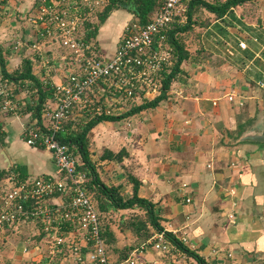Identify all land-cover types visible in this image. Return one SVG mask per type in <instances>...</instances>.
I'll list each match as a JSON object with an SVG mask.
<instances>
[{"label":"crops","instance_id":"0c3cea01","mask_svg":"<svg viewBox=\"0 0 264 264\" xmlns=\"http://www.w3.org/2000/svg\"><path fill=\"white\" fill-rule=\"evenodd\" d=\"M33 4L34 0H8L0 10V47L7 54V69L18 66L24 55H33L29 47L18 43L33 40V25L14 10L15 6L26 10ZM204 11L209 23L203 26L201 36L203 56L196 54L198 45L188 47L190 32L185 33L189 61L182 64L184 73L173 81L175 87L171 85L168 97L155 107L97 122L88 133V148L101 179L120 185L124 197L131 193L127 176L137 177L138 194L156 204L164 229H177L178 237L184 234V242L204 259V264H240L252 260L253 255L264 258V85L260 84L264 80V0L245 1L223 17ZM108 21V25L100 26L96 40H110L112 51L127 20L120 28L113 23L115 19ZM239 40L246 46L241 47ZM57 45L45 43L53 64L47 65L49 86L69 66L58 60L63 48ZM33 66L37 77L46 72L35 60ZM15 92L21 105L35 103L37 95L28 82ZM46 99H53L50 89ZM129 104L121 102L114 114L125 112ZM34 121L30 111L17 109L12 113L0 107V165L14 168L10 172L15 175L13 179L19 172L25 177L56 173L51 152L29 146L23 138L24 123ZM107 149L121 155L107 157ZM9 177L0 180L3 190L13 181ZM128 209L134 210L113 212L118 211L120 218ZM232 209L233 220L228 217ZM113 216L111 226L118 245L130 241V230L118 229L117 214ZM29 223L27 244L36 240L34 235L39 231L33 221ZM19 225L0 231L2 246L7 247L5 239L15 236ZM16 242L4 257L6 263L0 264L30 262L31 254L16 248ZM35 244H30L33 250ZM150 251L146 257L156 261ZM187 261L196 262L188 256Z\"/></svg>","mask_w":264,"mask_h":264},{"label":"built area","instance_id":"2783aa9c","mask_svg":"<svg viewBox=\"0 0 264 264\" xmlns=\"http://www.w3.org/2000/svg\"><path fill=\"white\" fill-rule=\"evenodd\" d=\"M107 1L34 0L26 10L14 8L16 15L33 25V40L18 43L29 47L35 63L46 68L39 76L42 83L46 85L51 80L47 65L53 67L46 53L47 41L63 48L58 58L69 64L61 78L50 83L53 99L44 101L43 126L36 121L23 125L25 142L49 150L56 173L12 181L0 195V231L27 219L39 227L41 235L35 250L27 243L22 246L23 253L31 254L29 264H55L56 259L60 264H147L148 246L160 253L179 252L164 230H159L124 259L111 262L101 234L99 213L85 191L86 171L77 167L78 156L57 134L65 129V122L78 115L112 114L125 99L152 98L161 88V72L172 63L173 49L166 31L173 20L185 21L184 1L160 0L149 21L142 24L132 19L126 23L118 44L106 53L95 39L84 38L82 27L84 20ZM7 2L0 0V10ZM239 45L245 47L246 43L239 40ZM260 84L264 85V80ZM14 89V82L0 76L2 110L17 113ZM9 178L13 180V176ZM228 217L233 220V209ZM171 231L175 234L177 229ZM179 238L186 240L184 234Z\"/></svg>","mask_w":264,"mask_h":264},{"label":"trees","instance_id":"16d2710c","mask_svg":"<svg viewBox=\"0 0 264 264\" xmlns=\"http://www.w3.org/2000/svg\"><path fill=\"white\" fill-rule=\"evenodd\" d=\"M185 2L186 18L183 22L173 20L168 27L167 41L172 46V63L161 72V88L159 92L152 98H142L137 100L139 102L130 99H125L127 103H130L125 112L121 114H104V113H91L83 114L78 120H68L65 122V129L59 131L58 137L61 141L68 144L69 148L75 155H78L79 163L77 167L85 170L87 179L85 180V191L91 197L98 213L101 226V234L104 239L106 251L111 262L124 259L131 250L145 241L154 231L164 230L165 236L173 242V244L188 257H192L196 262L195 264H204V259L193 249L189 248L184 241L176 236L172 231L164 229L160 223V216L157 213L156 204L149 198L140 196L138 194V187L140 180L133 174H129L128 180L131 182V193L129 196L124 197L119 187L120 185L107 184L99 176L96 166L89 154L88 148V133L91 128L99 121L103 119L114 120L118 117L127 116L133 114L140 109L147 107H155L161 100L168 97V92L171 88L173 81L180 74L184 73L182 64L189 61V50L185 42V33L190 32L193 24L196 23V18L199 14L195 12L204 8L212 13L215 17H223L226 12L232 11V8L238 4H241L248 0H182ZM160 0H108L100 10H96L93 15L84 20L82 27L84 31V38L86 40L96 39L98 30L103 24L109 13L116 8H124L128 12L133 14L134 19L139 23H146L154 15ZM195 16V17H196ZM207 18V17H205ZM202 25L209 23L207 18ZM197 56H203L204 47L200 44L197 47ZM6 53L2 51L0 47V76L8 81L14 82L16 85L15 91L22 85L23 82L31 84L35 89L37 98L35 103L25 102L20 104L18 102V112L30 111L35 117L36 123L41 126L44 112V101L47 98V91L50 89L49 85H44L39 77L35 74V67L33 66L34 59L32 55L26 54L22 57L21 63L7 69L5 58ZM59 56V55H58ZM59 59V58H58ZM203 68V66H202ZM1 103V102H0ZM1 105V104H0ZM43 126V125H42ZM2 133L0 134V137ZM120 152H113L107 149L106 155L110 158H118ZM14 168L11 166L8 169H0V180L7 175H11V171ZM15 176V175H13ZM25 179V175L22 173L17 174V178L14 177L13 181L18 182ZM0 189L1 183H0ZM122 208H137L139 212L133 215L128 220H123L120 216L118 220V229L124 231V229L130 230L133 235L131 241H127L124 244L118 245L117 236L112 228V222L114 221L113 210ZM123 220V221H122ZM31 220L19 222L28 224ZM18 224H11L6 226V229L14 230V226ZM9 230V231H10ZM40 233L34 235L35 239L40 238ZM46 258V257H45ZM53 263L60 264L59 260H53ZM148 264V263H147ZM172 264H185L182 262H175ZM240 264H264V258L253 255L252 260L249 262H243Z\"/></svg>","mask_w":264,"mask_h":264},{"label":"rangeland","instance_id":"374dc122","mask_svg":"<svg viewBox=\"0 0 264 264\" xmlns=\"http://www.w3.org/2000/svg\"><path fill=\"white\" fill-rule=\"evenodd\" d=\"M204 10H205L204 8H200V9H198L195 12V14H199V15H198V17L197 16L195 17L197 21H196V23L193 24V27L190 30V38L188 39V43H187V45H188V47L190 49L192 48V46H195V45L200 46V44H202V42H201L202 41V37L201 36H202L203 29H204L203 28L204 25H202L203 24L202 22H204L207 19V18H205V15H204L205 14V11ZM110 18L115 19V22H113V23L114 24L116 23L118 28L121 27V24L120 23H122V21L127 20L126 23H128V22H130L132 20V16L130 17L129 13L128 12H125L124 10H122L121 7L116 8V9H114L111 12L109 18L106 20V23L105 22L103 23V26H104V24L105 25H108V23H109L108 20ZM124 26H123V28H124ZM123 28H122V30H123ZM101 34H102V31L100 30L99 31V35H101ZM109 41L110 40L104 39V38H101L100 40L97 41L99 47L101 48V50H105L104 52H106V53L112 52L110 50L111 46L109 44ZM55 44H57V43H55ZM46 45H47V43H46ZM60 49H61V47H60ZM172 87H175V86L172 84ZM137 102H139V101H135V103H137ZM76 156H78V155H76ZM3 191H4L3 188L0 189V195L3 193ZM136 212H139V210L137 208H135L134 210L128 209L126 211H123L120 214V216L121 217L123 216L122 217L123 220H128V219L132 218L133 215L136 214ZM114 214H117V217H116L117 221L116 222L118 223V219L120 220L119 215H118V211L114 212ZM28 227H29L28 224H26V223H23V224L20 223V225L16 227V229H20V230H18V232L15 234V236L10 237L9 240H8V238L5 239L7 241V243H8V244H6L7 247H4V245L2 246L1 245L2 242L0 241V263L1 262L6 263L4 257H6V256L8 257V253L11 252V250H10L11 247H12V249H14V247H13L15 245L14 240L17 241L16 242L17 243L16 248H21L25 244V242H28V239H27V238H29V236L27 235V228ZM31 239L32 238H30V240ZM132 239H133V236H132ZM38 242H39V239H36V240L32 239L30 244L32 245L33 243H38ZM151 249H152V253H153L152 255L154 257V260H156V261L149 260L148 264H172V263H175V262L176 263L177 262H182V263H185V264H189L188 261H187V256L186 255H183L180 252V250H179V252L178 251H175V250H171L169 252L160 253V252H157L156 250H154L152 247L148 246L147 251L151 253V251H150Z\"/></svg>","mask_w":264,"mask_h":264},{"label":"water","instance_id":"95a60500","mask_svg":"<svg viewBox=\"0 0 264 264\" xmlns=\"http://www.w3.org/2000/svg\"><path fill=\"white\" fill-rule=\"evenodd\" d=\"M254 135H257V134H254ZM249 136H244V138H249ZM0 169H8V164H2V165H0Z\"/></svg>","mask_w":264,"mask_h":264}]
</instances>
